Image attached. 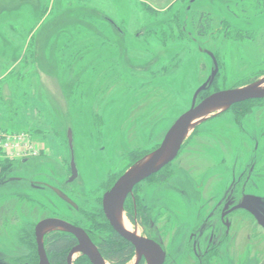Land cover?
I'll use <instances>...</instances> for the list:
<instances>
[{
	"label": "rangeland",
	"instance_id": "rangeland-1",
	"mask_svg": "<svg viewBox=\"0 0 264 264\" xmlns=\"http://www.w3.org/2000/svg\"><path fill=\"white\" fill-rule=\"evenodd\" d=\"M146 3L0 0V139H26L3 141L0 158L27 159L0 187L3 263L26 262L33 252L27 233L45 219L83 225L108 241L111 229L99 227L103 194L190 108L213 69L204 51L218 72L198 101L264 79V0H177L165 9ZM68 131L78 178L65 186ZM237 183L239 198L264 199V100L196 119L177 157L134 194L148 218L140 223L137 216L134 226L122 209V220L130 233L161 240L166 264H185L188 236L207 215L204 205L210 211ZM44 184L62 186L79 212L40 189ZM237 229L239 246L223 244L220 264H264L263 230L242 213ZM56 232L63 231L47 228L43 240ZM72 258L83 260L78 253Z\"/></svg>",
	"mask_w": 264,
	"mask_h": 264
},
{
	"label": "water",
	"instance_id": "water-1",
	"mask_svg": "<svg viewBox=\"0 0 264 264\" xmlns=\"http://www.w3.org/2000/svg\"><path fill=\"white\" fill-rule=\"evenodd\" d=\"M204 53L211 59L213 69L208 79L194 92L190 108L173 123L159 146L148 155L143 162L120 176L113 186L102 196V212L111 229L135 248L138 258L143 255L150 264H162L164 260L163 252L151 242L139 239L122 229L116 218V214H121L122 212L126 196L132 191L135 185L157 174L177 157L193 121L219 108L229 109L234 105L246 101L264 99V88H261L264 84L263 79L261 82L250 87L215 92L201 99L199 103L196 104L198 96L211 86L218 72L215 57L208 51H204ZM67 140L68 147L72 152V138L69 131L67 133ZM70 172V181H72L77 177V170L73 157H71L70 160ZM52 191L60 200L76 209V205L60 190L52 188ZM250 200L256 204H259L260 201V199L256 197H245L238 208L247 209L252 213V210L247 207V203H249ZM252 215L256 218L258 224L264 228V214L261 213V215H259V213L254 212ZM47 228L59 229L72 235L76 239L77 245L69 252L66 264H71L73 255L77 253L85 256L90 264H104L96 247L91 243L87 234L82 229L58 219H45L35 225L34 235L37 246L38 264H49L42 245V234Z\"/></svg>",
	"mask_w": 264,
	"mask_h": 264
},
{
	"label": "flooded vegetation",
	"instance_id": "flooded-vegetation-1",
	"mask_svg": "<svg viewBox=\"0 0 264 264\" xmlns=\"http://www.w3.org/2000/svg\"><path fill=\"white\" fill-rule=\"evenodd\" d=\"M204 98H202V99H204ZM261 100H264V99H261ZM199 101L196 100V104L199 103ZM250 101L257 102L259 100H250ZM246 102H249V101H246ZM243 103H245V102H243ZM240 104H242V103H240ZM71 157H73V151L71 152ZM26 160L27 159L20 160L19 165L20 166L25 165ZM70 160H71V158H70ZM20 166H17V168ZM76 170H77V168H76ZM12 171H14V170H12ZM69 171H70V164H69ZM157 174H155V175H157ZM9 176H10V174H9ZM152 176H154V175H152ZM77 178H78V171H77V177L75 179H73L72 181H70L71 180V172H70L69 177L64 181V183H65L64 185L68 186V185L72 184L75 180H77ZM149 178H151V177H149ZM149 178H147V179H149ZM4 179H6V177L0 178V180H1L0 181V187L5 184V181L8 179V177L6 180H4ZM147 179H145V180H147ZM144 181H142V182H144ZM115 182H116V180L108 187V189L106 191H108L113 186V184ZM142 182H140L139 184H137L133 187L132 191L126 196L124 203H123L124 217L126 218V220L130 224H133L134 226H137V223H136V217L137 216L140 219V223H142V220L144 221L148 218L145 211H144L143 205L141 203V199L139 198V194H136V196L134 195L136 192H138V187L141 185ZM238 187H239L238 183L235 185L233 184V188L230 189L229 193L225 194L221 198V200L219 201L220 203H218V205L215 206L214 208H212L210 211H208L207 207L204 205L203 210H205V212H207V215L204 218L205 220H202L201 225H199V228H197L194 233L189 234V236H188L187 240H188V244H189L188 246H189V254L190 255L189 254L187 255V257H186L187 261L185 264H220V262H219L220 247L223 244H225L226 242H230L233 246H234V244H236V246H239V243H240L239 242V230H238L239 227L236 231L234 230L235 216L238 215L239 213L244 214V216L248 218V223L253 225V228L259 227L264 232V228H262L258 224L256 218L252 215V213H254V212L259 213V215H261V213L264 214V199H262L261 197L255 196V195H248V194L243 195V196H241V198H239L240 192H238V190H236ZM43 188L49 190L51 193L54 194V196H56V194L52 191V188L60 190L64 195H66V197H68V199H70L75 204L73 197L69 193H67L62 186L57 185V184H52V185L44 184L43 187L40 189H43ZM203 191H204V186L201 189V194ZM235 197H236V199L239 198L238 199L239 201L234 200ZM245 197H256V198L260 199L259 204H256V203L252 202L251 200L249 203H247V205H248L247 207L250 210H252V213H250V211H248L247 209L238 208L241 205V203ZM101 200H102V198H101ZM101 200H100V209H101L103 219L105 220L103 212H102ZM60 201H62V200H60ZM64 204H66V203H64ZM67 206L70 209H72L76 212H79L77 205H76V209L72 208L69 205H67ZM98 215H99V212H98ZM213 219H215V221L217 222L216 228H213L215 224L210 222ZM62 221H64V220H62ZM64 222H66V223H68L74 227L82 229L87 234L91 243L96 247L101 259L108 264H112L111 262L106 261L100 254L99 246L104 242V239L96 238L83 225H77V224L75 225V224H72V223L67 222V221H64ZM105 222L108 224V222L106 220H105ZM108 226H109V224H108ZM34 228H35V225L32 227V234H33L35 252H36V257H37V264H38L37 246H36V241H35ZM109 228L111 229L110 226H109ZM111 231L114 234H116L112 229H111ZM28 233H29V231H28ZM56 233H60V232H56ZM128 233H130V232H128ZM206 233H207V235H205ZM130 234H132V233H130ZM51 235H53V234H51ZM51 235L44 238V240L42 238V245H43L45 254H46V241L49 237H51ZM132 235H134V234H132ZM134 236L139 238V239H143V240H146L148 242H151L157 248H159V250L162 251L164 254V260H163L162 264H166V257H167L166 251L164 249V246H163L161 240L154 239V238H148V237H139L136 235H134ZM248 238H250V237H248ZM74 240H75V245L72 248H74L77 245V241L75 238H74ZM123 241L125 243H127L132 248V251H133L132 258L127 263H125V264H129L133 260V258L136 256L135 248L130 243H128L127 241H125V240H123ZM72 248L70 249V251L72 250ZM69 252H68V254H69ZM46 256H47V254H46ZM82 257L88 261V259L85 256L81 255V258ZM209 257H211V260L208 259ZM171 260H172L173 264H180L174 259H171ZM25 261L26 262H24L22 264H29L27 262V260H25ZM66 261H67V257H66ZM72 261H71V264H73ZM88 263H89V261H88ZM0 264H5V263H3L0 260ZM65 264H66V262H65ZM135 264H150V262L142 255L140 258H137Z\"/></svg>",
	"mask_w": 264,
	"mask_h": 264
},
{
	"label": "trees",
	"instance_id": "trees-1",
	"mask_svg": "<svg viewBox=\"0 0 264 264\" xmlns=\"http://www.w3.org/2000/svg\"><path fill=\"white\" fill-rule=\"evenodd\" d=\"M1 101L2 98L0 95V105L2 104ZM9 111L12 113L14 112V110L11 109H4V112L9 113ZM18 163L19 162L7 159L2 160L0 158V178L6 177L7 174H9L12 170H17ZM99 213V217H101V225H99V227H109L103 219L101 211H99ZM82 214L86 216L84 212ZM91 224L94 225L95 223ZM31 230L28 233L27 237L29 240V245L33 249V252L27 256V262L29 264H37L33 234ZM106 239H108V241L105 240L99 246L100 254L106 261L111 262L112 264H125L132 258V248L112 231L109 232V235ZM74 245L75 240L70 234L60 232L51 235V237H49L46 241V254L49 264H65L68 252ZM79 264L89 263L85 258H83L82 262Z\"/></svg>",
	"mask_w": 264,
	"mask_h": 264
},
{
	"label": "crops",
	"instance_id": "crops-1",
	"mask_svg": "<svg viewBox=\"0 0 264 264\" xmlns=\"http://www.w3.org/2000/svg\"><path fill=\"white\" fill-rule=\"evenodd\" d=\"M137 1L144 3V4L147 2L152 6V8L154 7L157 9H165V8L169 7L171 4H173L174 2H176L177 0H167V2L163 3V4H158L157 0H137Z\"/></svg>",
	"mask_w": 264,
	"mask_h": 264
},
{
	"label": "built area",
	"instance_id": "built-area-1",
	"mask_svg": "<svg viewBox=\"0 0 264 264\" xmlns=\"http://www.w3.org/2000/svg\"><path fill=\"white\" fill-rule=\"evenodd\" d=\"M0 137H1V135H0ZM26 139L25 138H23L22 136L20 137H15V136H13V137H11V138H5L4 140H3V138L2 139H0V149H2L3 148V150L5 149V145L4 144H2L3 143V141H6L8 144H11V143H13L14 145H16V143H20L21 141H25ZM23 146H26L25 147V150L24 151H26V148H27V150H28V147H27V145L26 144H23ZM23 149V148H22Z\"/></svg>",
	"mask_w": 264,
	"mask_h": 264
},
{
	"label": "bare ground",
	"instance_id": "bare-ground-1",
	"mask_svg": "<svg viewBox=\"0 0 264 264\" xmlns=\"http://www.w3.org/2000/svg\"><path fill=\"white\" fill-rule=\"evenodd\" d=\"M193 123H194V121H193ZM116 218H117V220H118L120 226L122 227V229H124L125 231L129 232V230H128L126 224H125L124 221L122 220V213H121V214L117 213V214H116Z\"/></svg>",
	"mask_w": 264,
	"mask_h": 264
}]
</instances>
